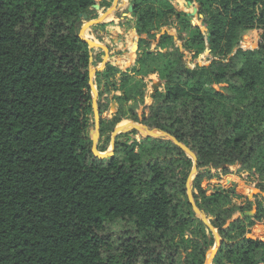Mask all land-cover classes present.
Here are the masks:
<instances>
[{"label": "trees", "instance_id": "1", "mask_svg": "<svg viewBox=\"0 0 264 264\" xmlns=\"http://www.w3.org/2000/svg\"><path fill=\"white\" fill-rule=\"evenodd\" d=\"M193 1L196 18L170 0L132 1L136 31L148 39L140 40L133 68L108 64L97 74L105 93H123L114 98L122 107L113 121H102V132L132 120L190 148L200 172L196 203L222 239L213 264H264V204L227 226L252 205L227 208L241 197L231 182L202 186L213 167L225 166L221 177L239 162L264 179V0ZM97 5L0 0V264H206L216 241L188 203L192 159L153 138L117 142L111 159L92 153L93 50L78 35ZM173 21L180 45L165 33L161 51L145 53ZM208 49V65L187 66L185 52L197 59ZM94 59L96 66L102 62ZM153 73L164 90L140 119L144 79ZM131 101L134 107H124ZM116 223L130 229L110 234Z\"/></svg>", "mask_w": 264, "mask_h": 264}, {"label": "rangeland", "instance_id": "2", "mask_svg": "<svg viewBox=\"0 0 264 264\" xmlns=\"http://www.w3.org/2000/svg\"><path fill=\"white\" fill-rule=\"evenodd\" d=\"M98 2H99V0H98ZM114 2H115V0H110L108 2V4L110 6L109 7L103 6V7H105V9H108L112 6V3H114ZM127 2H129V0H127ZM170 2L176 8V10L182 11L186 14L193 11L192 7L198 8L197 4L193 0H170ZM189 2H192L193 5L189 6ZM94 8L95 7L90 9L89 14H87V18L84 19V24L87 22H90V21L97 20L99 18L98 15L96 14V9H94ZM99 10H100V8H99ZM127 14H129V13H127ZM130 15L131 14H129V16ZM134 24H135L134 21L131 20L128 23H125L123 27H125L126 32L136 30ZM197 24L200 26V29L203 32V34L205 36H207V29H206L205 25L201 21H199L198 18H197ZM105 25H107V24H105ZM93 28H95V27H93ZM96 30H98V29H96ZM101 30H104V29H101ZM165 33L169 34L170 36H172L174 38V41H175L177 46L180 45L179 34H178V31L175 27V23L173 21L168 26L164 25L161 27V29H160L159 33L156 35L155 39L150 41V47L148 48L147 51H145V53L155 52L156 50L161 51L159 49V40H160V37ZM86 37L89 38L90 40L94 39V37L91 34H88V32L86 33ZM141 39H148V37L146 35L140 36L138 34V42H140ZM125 40H127V38H125L123 41H125ZM98 41L102 44H105L104 42L100 41L99 39H98ZM108 47L110 49V46H108ZM134 47H135V45L133 44L132 45V52H134ZM95 51H96V49L93 50V52H95ZM206 52H207V50H206ZM206 52H205V54H203L201 57H199L197 59H194L191 54H189L188 52H185V55H186L185 59H186L187 66L190 69H194L196 66L208 65L209 64V61H208L209 55H207ZM140 53L141 52H140V47H139V51H138V53L136 52V54H138V56H139ZM103 55H104V53L100 52L97 55L96 59L100 58V60H103L102 59ZM137 59H138V57H137ZM95 61H97V60H95ZM95 63L96 62H94L95 67H101L103 64V61L98 62L97 66ZM108 64L111 65L110 63H108ZM114 68H116V67H114ZM116 69H118V68H116ZM129 69H131V68H129ZM118 70H120V69H118ZM120 71H122V70H120ZM122 72H125V71L123 70ZM100 73H102V72H100ZM153 76H156L158 79L154 78V80H153ZM144 81L147 85L146 90H145L144 104L141 103L139 105V107H137L138 109L136 111L137 114L139 115L140 119H142V117L144 115L149 114V107L154 104L155 97L157 96L158 93L163 92L164 86H165L164 82L159 79V75L157 73H153V74L147 76L144 79ZM94 83H95V86H97V91L99 94V97H98L99 104H101L100 100H101V102L105 103V105L103 107L101 106L102 109H100V110H103L101 113V120L106 122V124H107L108 122H111L114 120V118L116 117L120 108L122 107V102L115 100L114 98L116 96L121 97L123 95V93L122 92H114V91H112L111 93H105V87L100 85L97 81ZM218 88H221V87H218ZM135 105H136V103L131 101V102L125 103L124 107L132 108ZM113 106H114V108L112 109ZM94 121H95V119L93 118L92 123H91L90 132L93 131L95 128ZM126 121L132 122V120H125L121 123H124ZM140 125H142V124H140ZM142 126H145V125H142ZM117 127H118V125L113 129V131H108L105 134H103L102 128H101L99 147H102L105 144H108L106 151L104 153L111 152L113 150V146L111 145L112 134ZM145 127H147V126H145ZM122 135H124V136L117 138L118 143H131L132 141H140L142 139H145L148 136L147 134L142 136V134L140 132H135V131L129 132L127 134H122ZM164 141L171 142L168 140H164ZM172 144L174 145V143H172ZM116 145H117V143H116ZM116 155H117V148H115V156ZM118 155H120V153H118ZM221 167H218V168L213 167L212 168V175L213 176L210 174H208V175L204 174V176L202 178L203 188L204 189H211L212 185L226 184L227 182H231L235 186H238V191L240 192L241 197L240 198H233L231 200V204L227 208L231 209L233 207L238 208V207H246L248 205H252L251 211H247L244 213L236 211L235 214L233 215V218L228 221V224H227V226H228L231 222H233V221L237 220L238 218L243 217L245 215L254 216L257 212L256 211V209H257L256 205L258 203L264 204V188H263L264 187V179L262 180L254 172H248V171L242 170L241 169L242 168V162H239V164H237L236 166L231 168L232 173L219 177V175H216V174L219 173L221 170H223L225 168V166L223 167V169H221ZM200 171L204 172L205 169H202ZM199 174H200V172H197V174L192 175L190 179H192V177H194V176L197 179ZM186 193H187L186 195H187V199H188L187 185H186ZM193 194H194V188H193ZM194 200H195V197H194ZM195 202H196V200H195ZM188 203H189V200H188ZM192 210H193V208H192ZM261 224L262 225H261L260 229L262 231H264V228H263L264 227V219L261 222ZM126 229H130V227L129 226L127 227V226L123 225L122 223H116V224H113L109 227L108 232L110 234L120 235ZM207 230L210 231L208 229V227H207ZM208 254H209V252H208ZM208 254H207V257H208Z\"/></svg>", "mask_w": 264, "mask_h": 264}, {"label": "water", "instance_id": "3", "mask_svg": "<svg viewBox=\"0 0 264 264\" xmlns=\"http://www.w3.org/2000/svg\"><path fill=\"white\" fill-rule=\"evenodd\" d=\"M122 0H115L114 5L112 6V8L103 16L99 17L97 20L94 21H90L87 22L83 25L82 29L80 30V33L78 35L79 39L81 41H83L84 43H86L90 50H98L100 52H104L105 55L102 57L103 58V64L101 67H95L94 65V56L93 53L90 54V67H89V85L91 87V91H92V107H93V113H94V124H95V128L93 131L90 132V139L92 142V153L93 155L100 160H106V159H111L115 156V148H116V143H117V138L122 135V134H127L129 132H140V129L144 130L147 132V137L146 138H154V139H163V140H168L171 141L172 143H174L175 146H177L181 151H183L190 159L193 160L194 162V166L191 172V175L188 179L187 182V191H188V200H189V204L192 206L193 211L196 215V217L198 219H200L207 227L208 229L212 232L214 239L216 241L215 246L209 251L208 257H207V261L206 264H213V260L215 259L216 255L218 254L221 246H222V239L218 233V231L214 228V226L211 224L212 218H209L207 216V214L205 212H203L202 210H200L194 200V194H193V183L196 180V177H192V175H196L198 172V158L196 156V154L194 152L191 151L190 148H188L187 146H185L184 144L180 143L175 137H173L172 135L157 130V129H153L150 130L148 127L142 126L138 123H135L132 121V123L135 124V127H133L131 130L129 131H122L119 129V125L118 127L114 130L113 134H112V141H111V145L113 146V150L111 152H106V153H101L99 152V139H100V135H101V126H102V120H101V110H100V106H99V102H98V91H97V86H95V79L97 78V74L100 72H103L108 63H109V54H110V49L107 45L100 43L97 39H93L90 40L89 38L86 37V33L90 32L91 29L93 27L99 26L103 23L106 22V20L110 17L111 14H113V12L118 11L119 10V2ZM133 0H129V3H132ZM193 3L189 2V6H192ZM99 9V6H96ZM133 5H130L128 8V12L130 14H132L133 12ZM193 12L187 13L189 16L191 17H197L198 13H199V7L198 8H194L193 7ZM87 18V15H85L84 19ZM207 43H210V35H207ZM139 51V45L138 43H135V47H134V52L138 53ZM207 55L210 54V50H207ZM224 166L221 167V169H223ZM214 168H218V167H214Z\"/></svg>", "mask_w": 264, "mask_h": 264}, {"label": "crops", "instance_id": "4", "mask_svg": "<svg viewBox=\"0 0 264 264\" xmlns=\"http://www.w3.org/2000/svg\"><path fill=\"white\" fill-rule=\"evenodd\" d=\"M109 1L110 0H99V5L97 6H99L100 10L96 6L94 8L96 9V14L98 15V17L103 16L112 8L115 2L112 3V6L108 9H105V7L101 6L103 2ZM130 5L131 4L127 2V0L120 1L119 10L113 12V14H111L110 17L106 20V22L103 23L107 24L104 30H96L92 28L91 31L88 32V34H91L94 39H99L100 41L104 42L105 45L110 46L109 63L113 67H116L122 71H126L129 68L135 66L138 57V54L132 52V45L135 43H138L139 45L138 33L136 30L126 32L125 27H123L125 23H128L132 20L131 15L129 16L130 13L127 12ZM125 38H127V40L123 41ZM92 53L94 58H96L100 51L96 50ZM154 78L156 79L157 77L153 76V80ZM113 108L114 106L112 107V109Z\"/></svg>", "mask_w": 264, "mask_h": 264}, {"label": "bare ground", "instance_id": "5", "mask_svg": "<svg viewBox=\"0 0 264 264\" xmlns=\"http://www.w3.org/2000/svg\"><path fill=\"white\" fill-rule=\"evenodd\" d=\"M133 127H135V124L132 123L131 121H126L124 123H120L119 125V129L122 131H129ZM140 131H141L142 136L147 134V132L142 129H140Z\"/></svg>", "mask_w": 264, "mask_h": 264}, {"label": "flooded vegetation", "instance_id": "6", "mask_svg": "<svg viewBox=\"0 0 264 264\" xmlns=\"http://www.w3.org/2000/svg\"><path fill=\"white\" fill-rule=\"evenodd\" d=\"M101 136V135H100ZM90 137V136H89ZM100 140V139H99Z\"/></svg>", "mask_w": 264, "mask_h": 264}]
</instances>
